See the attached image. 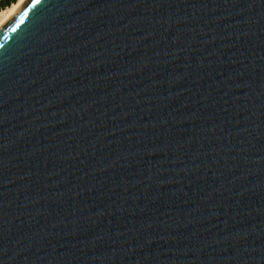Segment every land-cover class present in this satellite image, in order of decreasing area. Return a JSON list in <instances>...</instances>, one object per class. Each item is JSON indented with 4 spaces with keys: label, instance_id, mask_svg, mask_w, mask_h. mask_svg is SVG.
I'll list each match as a JSON object with an SVG mask.
<instances>
[{
    "label": "water",
    "instance_id": "water-1",
    "mask_svg": "<svg viewBox=\"0 0 264 264\" xmlns=\"http://www.w3.org/2000/svg\"><path fill=\"white\" fill-rule=\"evenodd\" d=\"M0 264H264V0H24Z\"/></svg>",
    "mask_w": 264,
    "mask_h": 264
},
{
    "label": "bare ground",
    "instance_id": "bare-ground-1",
    "mask_svg": "<svg viewBox=\"0 0 264 264\" xmlns=\"http://www.w3.org/2000/svg\"><path fill=\"white\" fill-rule=\"evenodd\" d=\"M24 0H18L16 4L12 5L6 11L1 13L0 25L13 13V11L23 2Z\"/></svg>",
    "mask_w": 264,
    "mask_h": 264
},
{
    "label": "trees",
    "instance_id": "trees-1",
    "mask_svg": "<svg viewBox=\"0 0 264 264\" xmlns=\"http://www.w3.org/2000/svg\"><path fill=\"white\" fill-rule=\"evenodd\" d=\"M18 0H0V12L7 10L12 5L16 4Z\"/></svg>",
    "mask_w": 264,
    "mask_h": 264
},
{
    "label": "snow or ice",
    "instance_id": "snow-or-ice-1",
    "mask_svg": "<svg viewBox=\"0 0 264 264\" xmlns=\"http://www.w3.org/2000/svg\"><path fill=\"white\" fill-rule=\"evenodd\" d=\"M42 3V0H33V6L39 5Z\"/></svg>",
    "mask_w": 264,
    "mask_h": 264
},
{
    "label": "rangeland",
    "instance_id": "rangeland-1",
    "mask_svg": "<svg viewBox=\"0 0 264 264\" xmlns=\"http://www.w3.org/2000/svg\"><path fill=\"white\" fill-rule=\"evenodd\" d=\"M5 11H6V10H5ZM2 12H3V11H2ZM2 12H0V18H1V13H2Z\"/></svg>",
    "mask_w": 264,
    "mask_h": 264
}]
</instances>
